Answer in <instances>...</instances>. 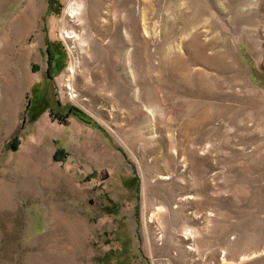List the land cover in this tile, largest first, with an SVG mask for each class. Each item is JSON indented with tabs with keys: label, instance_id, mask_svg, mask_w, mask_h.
Listing matches in <instances>:
<instances>
[{
	"label": "rangeland",
	"instance_id": "374dc122",
	"mask_svg": "<svg viewBox=\"0 0 264 264\" xmlns=\"http://www.w3.org/2000/svg\"><path fill=\"white\" fill-rule=\"evenodd\" d=\"M96 2L0 0V264H264V0Z\"/></svg>",
	"mask_w": 264,
	"mask_h": 264
},
{
	"label": "bare ground",
	"instance_id": "6f19581e",
	"mask_svg": "<svg viewBox=\"0 0 264 264\" xmlns=\"http://www.w3.org/2000/svg\"><path fill=\"white\" fill-rule=\"evenodd\" d=\"M90 7H91V10H92V13H94L95 11L98 13V8H99V3L98 2H96V0H90ZM79 5H80V2L79 1H76V2H74L73 4H71L70 5V7L68 8V17L69 18H79L78 16V11H79ZM23 25H26L25 23H23ZM66 33H67V37L68 38H71L72 37V34H70V33H73V34H75L74 33V31H72V32H68V31H66ZM74 37V36H73ZM134 39H135V33H132V36H131V40L132 41H134ZM130 53H132V59H131V62H130V69H131V73L133 74V77H134V75H135V72H136V53H135V50H133V52H130ZM72 71L74 72L75 71V69L74 68H72ZM185 238H187L188 239V236H186Z\"/></svg>",
	"mask_w": 264,
	"mask_h": 264
}]
</instances>
